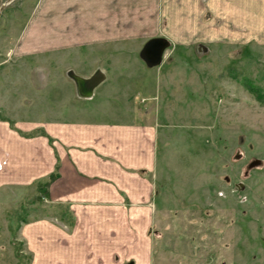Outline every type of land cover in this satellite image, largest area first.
<instances>
[{
	"label": "rangeland",
	"instance_id": "1",
	"mask_svg": "<svg viewBox=\"0 0 264 264\" xmlns=\"http://www.w3.org/2000/svg\"><path fill=\"white\" fill-rule=\"evenodd\" d=\"M157 37L169 45L148 65L141 51ZM98 70L105 78L88 94L76 76ZM65 123L148 138L135 140L144 163L126 156L128 142L106 167L118 206L112 196L78 203L111 211L76 244L28 234L47 222L62 230L44 137ZM74 244L66 263L61 250ZM131 260L264 264V0H0V264Z\"/></svg>",
	"mask_w": 264,
	"mask_h": 264
},
{
	"label": "crops",
	"instance_id": "2",
	"mask_svg": "<svg viewBox=\"0 0 264 264\" xmlns=\"http://www.w3.org/2000/svg\"><path fill=\"white\" fill-rule=\"evenodd\" d=\"M112 5L114 6L115 2ZM79 76L86 77L83 75ZM63 125L65 127L61 126L62 129L56 130L53 129L54 127L51 128L46 126L45 130L49 136L44 137L46 141L45 144L47 148H49L52 157L50 168L45 174L47 177L50 176L49 182H52L49 193L54 197H61V201L64 203L61 208L62 212H60V218L63 221L62 230H57L58 227L56 225L51 224L52 222H47L40 224L37 228L36 226H28V234L32 237V235H35L38 230H42L43 232L52 233L53 237L65 236L68 240L67 242L75 243L74 240H72L73 237H76L75 240L77 239L80 241L81 235L90 234L92 236V234H94L96 231L94 224L97 219L95 214L103 212L107 213V210H110L109 208L104 209L103 207L106 206H102V208L99 207L101 211H98V213L97 211H93L94 208H96L95 206L83 208L82 204L78 203L84 198L94 197V205L99 206L96 203L98 198H110L112 196L113 199H115L113 200L114 207L118 206V203L116 202L117 196L120 195L118 181L115 177L108 174L106 167L113 166L112 164L115 162V157L123 155L122 151L123 149L127 150L125 147L128 145V142L131 143L132 146L129 145L131 149L128 147L130 151H125L126 156L129 157L130 160L135 159L139 161V157H143L140 155V151L136 150L138 147L135 146V140L148 142V138L147 134L143 137V133L145 132L142 128L135 129L132 126H130L131 130L127 129L128 131H126L127 126H122L123 128L118 129L119 132H117V130L115 131L113 129L114 127L110 124H98L95 126L84 125L83 127L71 126L68 123ZM137 132L141 133L143 138L141 137L140 139H137L139 136H134ZM114 134H117L116 137H120L114 138ZM53 138L55 140L52 143L50 139ZM137 143L141 146L139 142ZM147 154L148 153H146V155ZM147 159L148 156L147 158H143L142 163ZM118 162L116 164L122 171L129 172L126 171V168L123 167L121 162ZM139 180L140 182L142 181L145 183L146 188L151 184V179L148 177L142 176ZM40 181H44L43 177H41ZM88 183L91 184L90 187H94L95 189L100 186L102 189L111 187L113 188V191L108 192H111L112 195H107V192H104L103 190H96L93 191L94 196H92L90 193L86 192ZM125 196L131 197L132 199L133 195L127 193ZM66 200H72V204L66 205ZM121 207L122 210L120 213L123 214L122 219L125 226L127 228L129 227V229H133L131 214L134 213V210L129 209V206L123 204ZM86 213L91 215V218L87 221H85L87 216ZM65 229H67V231H65ZM91 238L93 237H89V239ZM75 244L74 246L68 245L66 248L64 247L65 249L63 248L61 250L64 262L67 263L71 261L74 249L78 250L80 253V249L75 247ZM53 254L54 253H51L49 256H52ZM76 254L75 256H78ZM76 259L79 262L81 261L80 256L79 259L78 257ZM131 262L132 264L135 263L134 260H131Z\"/></svg>",
	"mask_w": 264,
	"mask_h": 264
},
{
	"label": "water",
	"instance_id": "3",
	"mask_svg": "<svg viewBox=\"0 0 264 264\" xmlns=\"http://www.w3.org/2000/svg\"><path fill=\"white\" fill-rule=\"evenodd\" d=\"M168 45L169 42L164 37L152 38L145 43L141 51V57L148 65L159 64L162 60L163 52ZM76 77L79 81H82L84 86L88 89V94H90V92L105 78V75L101 70H98L88 78ZM125 264H132V262Z\"/></svg>",
	"mask_w": 264,
	"mask_h": 264
},
{
	"label": "trees",
	"instance_id": "4",
	"mask_svg": "<svg viewBox=\"0 0 264 264\" xmlns=\"http://www.w3.org/2000/svg\"><path fill=\"white\" fill-rule=\"evenodd\" d=\"M250 88H251V90H252L253 92L257 93L258 96H260V92H259L256 88L251 87V86H250Z\"/></svg>",
	"mask_w": 264,
	"mask_h": 264
}]
</instances>
